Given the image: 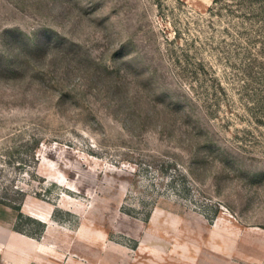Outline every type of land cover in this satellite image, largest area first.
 Masks as SVG:
<instances>
[{"label": "rangeland", "instance_id": "374dc122", "mask_svg": "<svg viewBox=\"0 0 264 264\" xmlns=\"http://www.w3.org/2000/svg\"><path fill=\"white\" fill-rule=\"evenodd\" d=\"M5 239L264 264V0H0Z\"/></svg>", "mask_w": 264, "mask_h": 264}, {"label": "crops", "instance_id": "0c3cea01", "mask_svg": "<svg viewBox=\"0 0 264 264\" xmlns=\"http://www.w3.org/2000/svg\"><path fill=\"white\" fill-rule=\"evenodd\" d=\"M39 220L45 223V221H43L44 219H39ZM19 234L22 236H25L21 233ZM35 241L36 240H34V242ZM10 242H11L10 240L5 239L6 249H3L2 247H0V260L5 261L4 264H31V263L32 264H55L56 263L55 258L50 256L49 247H44V246H41L40 244L33 243L34 249L32 251V255L30 257L26 256V260H23L22 258L24 257V254H22L21 256L19 251H15L13 247H11L12 245L10 244ZM36 242L39 243V241H36ZM0 264H3V262L2 263L0 262Z\"/></svg>", "mask_w": 264, "mask_h": 264}, {"label": "bare ground", "instance_id": "6f19581e", "mask_svg": "<svg viewBox=\"0 0 264 264\" xmlns=\"http://www.w3.org/2000/svg\"><path fill=\"white\" fill-rule=\"evenodd\" d=\"M93 191V190H92ZM39 217H42V219H44L46 216H43V215H41V214H39L38 215ZM96 220V219H95ZM43 221H45V220H43ZM46 223V222H45ZM46 240V239H45ZM47 241V240H46ZM50 242V241H49ZM33 251V250H32ZM32 255V253H30V255H24V259L23 260H26V256L27 257H30ZM116 255V254H115ZM50 256H52V257H54L55 258V260H58L57 259V257L59 256L56 252L54 253L53 252V250H52V252L50 253ZM52 261V260H51ZM56 262V261H55ZM26 263V262H25ZM55 264H57V263H55Z\"/></svg>", "mask_w": 264, "mask_h": 264}]
</instances>
